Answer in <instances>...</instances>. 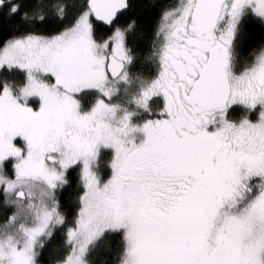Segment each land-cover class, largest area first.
<instances>
[{
    "label": "snow or ice",
    "instance_id": "obj_1",
    "mask_svg": "<svg viewBox=\"0 0 264 264\" xmlns=\"http://www.w3.org/2000/svg\"><path fill=\"white\" fill-rule=\"evenodd\" d=\"M36 3L0 0V264H264V0Z\"/></svg>",
    "mask_w": 264,
    "mask_h": 264
},
{
    "label": "trees",
    "instance_id": "obj_2",
    "mask_svg": "<svg viewBox=\"0 0 264 264\" xmlns=\"http://www.w3.org/2000/svg\"><path fill=\"white\" fill-rule=\"evenodd\" d=\"M63 0H37L36 7L38 10H42L43 12L51 15L52 13V5L54 3H62ZM71 2V0H69ZM158 10L157 9H145L144 12V17L147 23L150 25L155 22V16L157 14ZM43 25L40 23L36 24L37 28L42 27ZM146 46V45H145Z\"/></svg>",
    "mask_w": 264,
    "mask_h": 264
}]
</instances>
